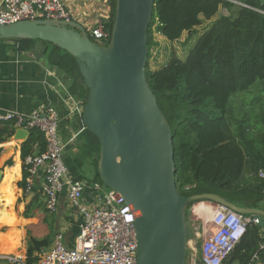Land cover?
<instances>
[{"label": "trees", "instance_id": "trees-1", "mask_svg": "<svg viewBox=\"0 0 264 264\" xmlns=\"http://www.w3.org/2000/svg\"><path fill=\"white\" fill-rule=\"evenodd\" d=\"M115 0H111L109 30ZM220 9L226 16L218 15ZM205 22L208 25L202 26ZM202 26V27H201ZM153 27V28H152ZM201 28V29H200ZM200 30V31H199ZM153 31L173 45L184 34L196 35L183 58L171 49L167 61L150 67ZM30 50L44 46L41 56L66 92L84 104L87 89L75 59L58 47L37 40H0ZM145 75L148 86L167 120L172 136L176 186L183 196L216 194L242 209H264V4L261 0H154L148 31ZM74 130L81 132V155L95 165L100 145L75 116ZM16 130L14 120L0 121V144ZM20 144L22 161L45 149L42 135L29 132ZM34 145H37L34 148ZM8 161L6 165H10ZM26 173L23 178L25 180ZM24 183L22 184V187ZM186 209V219L188 210ZM261 227L248 223L240 241L220 264H264ZM29 243L26 262L36 253Z\"/></svg>", "mask_w": 264, "mask_h": 264}, {"label": "water", "instance_id": "water-1", "mask_svg": "<svg viewBox=\"0 0 264 264\" xmlns=\"http://www.w3.org/2000/svg\"><path fill=\"white\" fill-rule=\"evenodd\" d=\"M153 6L154 0H115L107 46L91 41L85 29L73 21L0 25V40L47 42L75 59L87 89L82 125L100 145L97 175L101 184L122 196L136 213V264H185L193 239L186 221L190 204L208 201L257 218L260 227L264 226V209L238 208L216 194L183 196L179 192L171 128L145 75ZM6 114L0 110V116ZM29 135L18 128L10 140L21 144ZM13 151L12 146L4 149L3 161ZM28 239L36 251L48 244Z\"/></svg>", "mask_w": 264, "mask_h": 264}, {"label": "built area", "instance_id": "built-area-1", "mask_svg": "<svg viewBox=\"0 0 264 264\" xmlns=\"http://www.w3.org/2000/svg\"><path fill=\"white\" fill-rule=\"evenodd\" d=\"M110 12L111 0H105L100 13L84 28L90 40L99 41L102 46H107L110 41ZM35 20L68 22L70 15L61 0H0V25ZM58 86L67 115L81 116L83 104L69 95L61 82ZM11 120H14L16 129L39 132L45 143L43 152L28 155L23 161L25 191H31L35 180L41 176L40 192L46 210L50 213L57 210L58 197L65 190L70 207L81 217L73 247H66L62 234L58 233L51 246L36 253L37 260L32 264H136V213L122 196L103 184L93 182L87 185L70 176L64 163V151L69 142L66 143L60 134L63 118L57 109L43 104L28 114L15 112L0 116V121ZM259 176L264 178V172L260 171ZM86 189L91 191V203L83 200ZM262 192L264 195V189ZM213 207L210 228L197 234L201 240L200 264H220L243 237L246 225L259 223L257 218L238 215L222 206L213 204ZM190 243L188 247L194 252L196 244ZM0 261L28 264L22 255H0ZM255 261L256 257L252 264Z\"/></svg>", "mask_w": 264, "mask_h": 264}, {"label": "crops", "instance_id": "crops-1", "mask_svg": "<svg viewBox=\"0 0 264 264\" xmlns=\"http://www.w3.org/2000/svg\"><path fill=\"white\" fill-rule=\"evenodd\" d=\"M61 1L70 15V21L80 24L83 28L93 21L96 14L100 13V7L105 2V0ZM218 15L226 16L227 11L220 9ZM209 23L205 22L202 26ZM43 49L44 46L39 43L34 44L30 50H26L19 44L0 41V110L7 113L28 114L43 104L54 106L63 118L60 134L66 143L69 142L64 151V163L70 176L89 185L95 181V173L90 172L91 179L89 180L81 177L83 167L81 141L77 140L81 129H73L76 119L67 115V109L60 99L61 90L58 86L60 80L56 70L49 67L45 58L40 55ZM10 146L14 147L13 154L5 159L1 166L0 213L10 212L9 215H13L16 224L6 226L4 231H0V249L4 250H0V255L19 254L26 258L28 245H25L23 240L28 236L39 241L46 240L48 244L45 248H47L51 246L54 236L60 233L63 237V244L69 248L73 247L81 217L75 209L70 207L66 191L64 190L58 197L57 210L54 213L48 212L45 208L44 197L40 192L43 182L41 176L35 180V186L31 191H25L23 175L26 172L20 157V143H15L10 139L1 143V155L4 149ZM8 161H11L10 165H6ZM89 162L92 163L90 160ZM6 187L8 192L4 189ZM83 200L87 203L92 202L90 190L84 191ZM15 240H18V245ZM261 241L264 245V226L261 227ZM6 249L12 251L8 252ZM0 264L9 263L0 261ZM254 264L263 263L257 260Z\"/></svg>", "mask_w": 264, "mask_h": 264}, {"label": "rangeland", "instance_id": "rangeland-1", "mask_svg": "<svg viewBox=\"0 0 264 264\" xmlns=\"http://www.w3.org/2000/svg\"><path fill=\"white\" fill-rule=\"evenodd\" d=\"M153 28V27H152ZM201 29V28H200ZM200 31V30H199ZM153 41L156 43V46L152 48V59L150 60V67L152 69H156L158 66L161 67L169 58V54L171 49H174L179 57L183 58L186 54L187 48L189 45L193 42L196 35H193L186 46H182V43L185 41V39H188L187 34H184L181 39L173 45L168 44L164 39H162V36L156 32L153 31ZM13 147V146H12ZM12 153L8 154V157H10ZM82 161V172L81 177L82 179H91V173L92 171L95 173V165L90 163L88 159L81 156ZM3 164V158L0 153V166ZM91 172V173H90ZM212 206V207H210ZM215 206V205H214ZM210 207V208H209ZM214 214V207L211 202L208 201H199L194 203L188 210V217L186 219L188 226L193 231V239L191 240L193 244L195 243V250L192 252L189 247H187V255H186V261L185 264H192L191 259L193 258L194 264H200L199 262V248L201 245V240L198 238V231H207L210 228V223L212 220ZM0 231H4V227H0ZM29 238V236H28ZM24 237L23 243L25 245H29V239ZM191 242V243H192ZM15 243L18 245V240H15ZM190 243V242H189ZM191 243L189 245H191ZM193 247V246H190ZM19 256V254H15ZM23 256V255H22Z\"/></svg>", "mask_w": 264, "mask_h": 264}, {"label": "bare ground", "instance_id": "bare-ground-1", "mask_svg": "<svg viewBox=\"0 0 264 264\" xmlns=\"http://www.w3.org/2000/svg\"><path fill=\"white\" fill-rule=\"evenodd\" d=\"M13 175V174H12ZM13 179H15V178H13ZM14 183V182H13ZM7 184H9V181H7ZM1 185V184H0ZM15 186V185H14ZM14 188V187H13ZM12 188V189H13ZM5 189V191H7L8 192V188L6 187V188H4ZM2 191H4L3 189H2ZM14 192H15V190H14ZM0 193H2V192H0ZM14 194V193H13ZM5 198V197H4ZM0 200H1V197H0ZM10 202H11V204L13 203V199L12 200H10ZM5 212V211H4ZM9 214H11L10 212H6V214H4L3 212L2 213H0V227H6V226H14L15 224H16V220H15V218H13V215H9ZM13 214V213H12ZM1 229V228H0ZM1 251H4V250H2V249H0ZM8 252H11L12 250H10V249H6ZM7 252V253H8Z\"/></svg>", "mask_w": 264, "mask_h": 264}]
</instances>
